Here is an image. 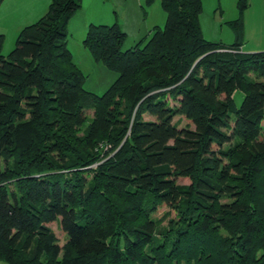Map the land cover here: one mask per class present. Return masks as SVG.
<instances>
[{
  "label": "trees",
  "instance_id": "trees-1",
  "mask_svg": "<svg viewBox=\"0 0 264 264\" xmlns=\"http://www.w3.org/2000/svg\"><path fill=\"white\" fill-rule=\"evenodd\" d=\"M157 1L165 27L133 49L118 24L90 26L85 48L119 73L102 96L68 49L83 0H51L8 58L0 34V262L264 264V52H241L249 0L230 46L205 40L203 0L146 6Z\"/></svg>",
  "mask_w": 264,
  "mask_h": 264
},
{
  "label": "rangeland",
  "instance_id": "rangeland-1",
  "mask_svg": "<svg viewBox=\"0 0 264 264\" xmlns=\"http://www.w3.org/2000/svg\"><path fill=\"white\" fill-rule=\"evenodd\" d=\"M142 1L143 4H145V0ZM250 5V21H254L256 0H250ZM49 6L50 4L46 3L44 11L48 12ZM5 8H7V13H12V9L9 6ZM143 8L145 11L142 15L144 16L147 13V20H142L140 17L137 22L133 18L128 19V15L133 16V14H135V10L132 9L131 0H83L82 9L76 13L69 22L67 32L68 49L73 56L74 63L86 76V83L84 85L85 91L102 96L119 77V73L109 70L101 62H96L91 53L85 48L84 41L87 38L90 26L95 23H97L95 25H99V21L110 23L109 26H112L115 24L109 20V18L117 19V24L123 25V28L129 31L128 34L125 32L127 34V41L123 47V51L133 49L141 42L146 44L152 38L153 29L155 27L163 29L166 24V14L161 7L160 1H157L151 7H147L145 4ZM16 17H18V15H16ZM237 18L238 9L236 0H203L201 26L205 40L213 43L232 44L235 38L229 23ZM127 20H129V22ZM249 28L251 29V27ZM12 29H14V27L11 24V27L7 31H11ZM8 35L9 38L2 52V55L7 58L14 49L12 47L16 42V38L15 42H13L11 32H9ZM11 40L13 46H9ZM249 45L253 46V41H251ZM244 97L245 94L241 91L235 93V102L238 107L241 106ZM222 99H224V97ZM171 106L176 107L177 103L171 101ZM92 119L93 112L91 111L89 113L88 123H90ZM173 123L177 124L179 129L186 126L185 120L180 116L175 117ZM179 183L188 184L189 182L187 180H181ZM166 211V208L161 209L158 216H162ZM51 227L55 230L59 243L63 246L66 238L61 232L60 226L52 224ZM0 264L8 263L0 262Z\"/></svg>",
  "mask_w": 264,
  "mask_h": 264
},
{
  "label": "crops",
  "instance_id": "crops-1",
  "mask_svg": "<svg viewBox=\"0 0 264 264\" xmlns=\"http://www.w3.org/2000/svg\"><path fill=\"white\" fill-rule=\"evenodd\" d=\"M3 2L4 3L0 7V34L5 36V44H4L5 47L7 39L9 38L8 37L9 32L12 33L13 42H15V38L17 41L18 36L23 28L37 23L47 14V11H44V7L46 3L50 4L51 0H4ZM131 2H132V9L135 10V14H133V16L128 15V19L133 18L135 19V21L138 22V20L141 17L142 20H147V13L144 16L142 15V13L145 11L143 6H145L146 0H145V4H143L142 0L141 1L131 0ZM236 2L238 3V0H236ZM249 4H250V0H249ZM6 6H9L12 9V13H7V8H5ZM250 10H251V5H249V8L247 9L244 15L245 32H244V43L241 48V52L243 53L264 52V0H256L254 21H250ZM16 15H18V17H16ZM109 20H111L114 24H117L118 21L117 19H112V18H109ZM127 21L129 22V20ZM11 24L14 27V29H12L11 31H7L11 27ZM98 24L107 25V26L110 25V23H104L103 21H99ZM118 25L121 27V29L124 32H126L127 34L129 33V31L123 28V25L121 24ZM249 27H251V29ZM233 36L235 38V35ZM12 40L9 43L10 44L9 46H13ZM251 41H253L254 43L253 46L249 45ZM234 43L235 40L232 44L230 43L228 46L233 45ZM14 46L12 48H14Z\"/></svg>",
  "mask_w": 264,
  "mask_h": 264
}]
</instances>
